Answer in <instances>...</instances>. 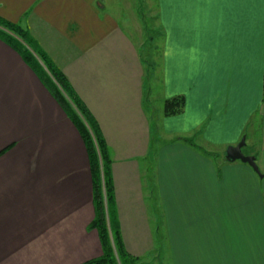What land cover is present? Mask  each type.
<instances>
[{
    "label": "crops",
    "instance_id": "crops-1",
    "mask_svg": "<svg viewBox=\"0 0 264 264\" xmlns=\"http://www.w3.org/2000/svg\"><path fill=\"white\" fill-rule=\"evenodd\" d=\"M155 2L164 37L160 96L182 100L179 113L156 118L146 108L137 39L97 0H0V17L31 34L99 126L130 256L154 246L151 209L162 204L173 264H264V0ZM242 139L262 177L226 160L224 149ZM11 144L0 157V264L101 257L89 230L93 182L81 136L0 40V153ZM234 187L252 202L246 222L234 212L219 217Z\"/></svg>",
    "mask_w": 264,
    "mask_h": 264
},
{
    "label": "trees",
    "instance_id": "trees-1",
    "mask_svg": "<svg viewBox=\"0 0 264 264\" xmlns=\"http://www.w3.org/2000/svg\"><path fill=\"white\" fill-rule=\"evenodd\" d=\"M13 35L18 36L21 40H17ZM0 40L17 52L40 78L41 82L78 130L86 148L93 182V201L95 207V219L90 224L89 230L97 232L103 249V255L84 264H135L138 260L127 253L119 226L115 221V195L111 176V153L99 126L76 94L66 76L55 66L27 30L23 29L19 24L11 23L0 17ZM34 55H37L43 63L51 79L54 81V85L51 84L49 78L45 77L41 70V64ZM62 90L68 94L77 108L79 107L88 117L86 120L93 126L95 139L89 134L88 128L84 125L82 119L65 104L61 94ZM181 102L182 100L178 98L166 101L164 103L166 116L179 113L182 110ZM99 155L102 164H100Z\"/></svg>",
    "mask_w": 264,
    "mask_h": 264
},
{
    "label": "rangeland",
    "instance_id": "rangeland-1",
    "mask_svg": "<svg viewBox=\"0 0 264 264\" xmlns=\"http://www.w3.org/2000/svg\"><path fill=\"white\" fill-rule=\"evenodd\" d=\"M97 7L101 10V12H107L115 16L118 20H120L121 24H123L127 29L133 32L132 35L135 36V40L137 39L136 43L138 45L140 57L144 64L146 92L145 94H148V98L146 99V108L149 111L151 117L156 118L166 116V111L164 110V102H162L160 96L162 81V47L164 37L162 30L157 24L158 16L157 5L155 0H97ZM13 36L17 40H21L18 36ZM34 56L41 64V70L43 71L45 77L47 79L49 78L51 84L54 85L55 83L51 79L43 63L39 60L37 55ZM149 93L151 94V101L149 98ZM61 94L64 98L65 104L68 105L69 108L74 111V113L80 119H82L84 125H86V127L88 128L87 130L89 134L95 139V132L93 130V126L86 120V118L88 117L81 111L79 107L77 108L76 104L72 101V99H70L66 92L62 90ZM13 145L11 144L4 151H2L0 153V157H2L3 154L8 152ZM227 149H224L225 153ZM244 149L245 148H243V151L246 152V149ZM152 154L154 156V153ZM99 160L100 164H102L101 157ZM215 162L218 164L217 161ZM152 176H155V173H153ZM258 188L260 189V187ZM244 189V187H241V198L238 196L237 187H234V189L232 190V195H224L222 201L223 212H219L220 218L228 217L229 215H231L232 212H234V215H239L241 217L247 216L243 220L244 222L250 219L248 218V208L251 211L250 207L252 206V202H250L248 206V200L245 201L247 195L246 193H244ZM229 198H234V202L237 200L236 202L240 203L242 207H240L239 211H235L232 209L233 207L230 204ZM146 204L149 206L148 203ZM152 208L153 210L151 209V213L153 211V219L154 221L155 219H157V223L154 222L153 224L155 232L154 246L146 254L140 257H132L138 260L135 264H173L171 262L172 258L170 257V251L168 247L169 241L167 239L166 209L163 207L162 204L158 205V208H156V205H153ZM258 212L259 213L256 217V232H260L259 227L261 224L260 210Z\"/></svg>",
    "mask_w": 264,
    "mask_h": 264
},
{
    "label": "water",
    "instance_id": "water-1",
    "mask_svg": "<svg viewBox=\"0 0 264 264\" xmlns=\"http://www.w3.org/2000/svg\"><path fill=\"white\" fill-rule=\"evenodd\" d=\"M245 139L236 145L228 147L226 150V160L229 162H241L243 164L249 165L255 173H257L260 177H262L261 172L256 164V159L254 157L246 156L243 153V148L245 147Z\"/></svg>",
    "mask_w": 264,
    "mask_h": 264
}]
</instances>
